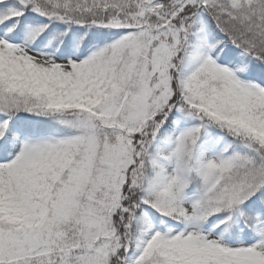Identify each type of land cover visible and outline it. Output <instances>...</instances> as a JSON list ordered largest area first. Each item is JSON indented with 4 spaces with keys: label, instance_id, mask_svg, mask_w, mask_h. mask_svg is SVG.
Returning a JSON list of instances; mask_svg holds the SVG:
<instances>
[{
    "label": "snow or ice",
    "instance_id": "6c2138e0",
    "mask_svg": "<svg viewBox=\"0 0 264 264\" xmlns=\"http://www.w3.org/2000/svg\"><path fill=\"white\" fill-rule=\"evenodd\" d=\"M0 264H264V0H0Z\"/></svg>",
    "mask_w": 264,
    "mask_h": 264
}]
</instances>
